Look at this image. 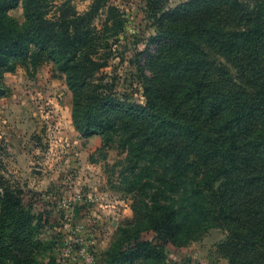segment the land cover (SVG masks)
Instances as JSON below:
<instances>
[{"label": "rangeland", "instance_id": "1", "mask_svg": "<svg viewBox=\"0 0 264 264\" xmlns=\"http://www.w3.org/2000/svg\"><path fill=\"white\" fill-rule=\"evenodd\" d=\"M63 1L53 0L50 15ZM209 1L164 0L154 13L148 0H108L84 25L88 39L95 30L100 32L97 48L107 62L94 84L112 88L98 89L111 96L97 111L98 117L89 119L96 124L89 134L80 133L72 118L74 112L77 122L87 124L85 107L73 106L65 72L44 50L30 44L26 55L12 53L0 64V177L19 192L25 209L38 222L31 236L40 246L32 252L44 262L106 264L121 251L125 254L119 264H230L226 229L206 224L189 237L164 242L146 216L153 206L155 179L167 163L155 147L167 146L173 138L162 142L156 134L146 137L151 120L139 107L150 99L170 106L172 98L153 78L154 71L168 66L158 60L165 37L172 38L170 25L165 24L179 16L182 27L185 15L209 11ZM91 3L68 0L80 15ZM1 9L14 20H23L21 6L3 0ZM113 32L107 46L104 40ZM209 54L211 60H222ZM184 69L170 71L169 84ZM87 94L88 88L81 91L82 97ZM177 100L179 110L189 111L188 100ZM64 106H69L68 112ZM99 118L107 129L98 134ZM138 142H145L141 152L136 151Z\"/></svg>", "mask_w": 264, "mask_h": 264}, {"label": "trees", "instance_id": "2", "mask_svg": "<svg viewBox=\"0 0 264 264\" xmlns=\"http://www.w3.org/2000/svg\"><path fill=\"white\" fill-rule=\"evenodd\" d=\"M2 1L0 64L10 54L24 56L30 44L36 45L60 63L73 106L85 107V119L98 117L111 94L97 91L112 88L94 84L107 62L97 48L100 32L94 29L88 39L83 28L108 0H92L81 15L68 6V0L51 15L53 0H7L21 6V22L6 15ZM162 1L148 0V6L157 13ZM209 2V11L185 15L182 27L179 16L165 24L170 25L172 38L165 37L158 60L168 66L154 71L153 78L172 98L170 106L150 99L139 107L151 120L146 137L156 134L162 142L173 138L167 146L155 147L167 163L155 179L153 206L146 216L164 242L189 237L206 224L222 227L230 233L226 243L230 264H264V1ZM112 35L116 32L104 40L107 46ZM178 50L183 55L174 57ZM210 52L222 60H211ZM180 66H186L185 73L169 84L170 71ZM86 88L87 97H82ZM180 97L189 101V111L178 109ZM78 117L72 112L80 133L94 131V122L82 125ZM97 122L102 127L96 133H103L104 120ZM144 143H137V152ZM33 219L19 192L0 177V264H53L32 252L40 246L31 236L38 228ZM124 254L117 251L106 264H119Z\"/></svg>", "mask_w": 264, "mask_h": 264}, {"label": "crops", "instance_id": "3", "mask_svg": "<svg viewBox=\"0 0 264 264\" xmlns=\"http://www.w3.org/2000/svg\"><path fill=\"white\" fill-rule=\"evenodd\" d=\"M64 108H66V111L68 112L69 110V106H64Z\"/></svg>", "mask_w": 264, "mask_h": 264}]
</instances>
